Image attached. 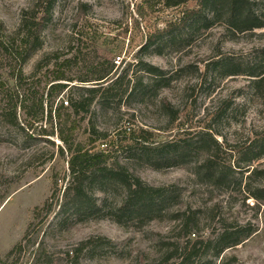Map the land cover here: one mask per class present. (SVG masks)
<instances>
[{"label": "rangeland", "instance_id": "rangeland-1", "mask_svg": "<svg viewBox=\"0 0 264 264\" xmlns=\"http://www.w3.org/2000/svg\"><path fill=\"white\" fill-rule=\"evenodd\" d=\"M199 1L188 0L177 8L158 6L140 18L135 10L141 0H57L42 34V48L22 67L25 83L21 88H16L12 79L19 68L16 62L0 53V261L21 241L34 220L35 208L41 209L40 225L35 228L39 231L37 244L14 255L9 264H30L39 243L44 248L42 264H69L66 253L87 240L91 244L80 255L81 264H150L160 258L159 241L182 236L163 215L137 221L118 211L125 189L117 183L95 182L85 198L93 203L92 209L73 207L69 199L63 200L69 179L66 159L59 154L62 144L43 133L51 130L45 114L35 109L26 116L17 109V121L24 132L4 120L3 110L9 101L19 104L24 100L23 106L30 108L31 93L38 97L46 94V71L32 73L38 61L59 52L62 57L78 56L76 76L86 74L85 67L100 61L113 64L116 76L126 73L121 84L103 95L102 103L101 99L95 101L89 112L76 117L80 124L76 142L91 149L90 140L103 135L94 146L106 149L108 163L119 162L125 176H138L150 187L177 189L180 207L200 212L196 230L201 238L218 231L223 218L225 223L251 224L254 233L226 250L224 259H228L226 264H264V202L255 211L251 209L253 200H243L242 186L228 190L212 186L198 167L202 153L165 167L133 151L139 143L160 147L180 139L195 140L201 132H208L221 146L217 162L231 166L237 162V152L250 142L264 141V97L252 93L249 77L224 76L213 70L223 59L244 61L264 48V27L236 31L222 9L216 20L207 19L208 27L200 21L180 28L189 10H197ZM31 2L0 0L4 36L18 28L21 12ZM250 2L264 23V0ZM167 26L171 36L167 43L143 49L149 36ZM146 65L162 70L166 83L154 84L157 80L145 72ZM68 95L69 91L61 94L55 104L68 100ZM162 98L177 113L172 123L161 108ZM252 166L264 169V157ZM214 206L221 210L212 219L208 210ZM213 263L219 264V260Z\"/></svg>", "mask_w": 264, "mask_h": 264}, {"label": "trees", "instance_id": "trees-1", "mask_svg": "<svg viewBox=\"0 0 264 264\" xmlns=\"http://www.w3.org/2000/svg\"><path fill=\"white\" fill-rule=\"evenodd\" d=\"M57 0H32L31 5L21 12L18 28L9 36H4L5 28L0 23V53L5 59H12L19 67L17 74L12 76L16 88L24 85L22 77V67L27 61L42 48V34L45 31L51 17L54 5ZM188 0H141L136 6L135 13L143 18L146 11H153L158 6L162 8H177L185 6ZM250 0H200L197 10H189L185 19L181 22L180 28H184L186 23L194 25L200 21H214L218 18L220 11L225 9L230 25L236 31H253L264 27L263 18L257 15L252 8ZM208 19V20H207ZM80 35H83L79 32ZM171 39L170 26L158 30L146 40L143 49L149 47L159 48ZM13 55V58H11ZM45 59V60H44ZM35 65L32 74L40 70L44 73L47 84L46 94H30V108L23 106L24 100L18 103L9 101L4 110L3 118L7 123L24 132V127L17 121L16 111L21 109L26 116L33 110L45 114L46 120L51 125V130L43 133L48 137H56L62 144L59 154L66 159L67 174L69 183L63 192V200L69 199L73 207L92 209L93 203L89 204L85 198L92 191V185L100 182L102 185L117 183L125 189L124 198L121 200L118 211H125L127 215H132L134 220L153 219L156 215L167 217L174 225L175 229L182 235L177 240L159 241L160 258L150 264H214V260H219V264H226L228 259H224L226 250L232 249L242 244L253 233L251 224L239 225L235 222L225 223L222 219V226L216 232H211L207 237L201 238L197 229L200 212L190 208H181L179 201V191L167 187H150L146 185L138 176L129 178L125 176V170L114 162L109 164V153L106 149L94 146L103 135H99L96 140H90L91 149H86L83 144L76 142V132L80 124L76 117L81 113L90 111L95 101H103V95L110 93L126 77V73L116 76L114 65L104 62H97L85 67L86 74L76 76L75 70H79V58L77 55L62 57L59 52L47 55ZM142 63V62H141ZM145 72L153 77L154 84L164 85L166 79L162 70L146 65ZM216 72L222 71L224 76L243 75L250 78V90L255 95L264 97V48L257 49L252 56L244 61L233 59H223L216 63L213 69ZM72 83H76L71 85ZM83 85H91L84 87ZM149 88L153 83H149ZM166 87V86H162ZM101 88V90H100ZM69 91L70 96L63 102L55 104L56 99L64 92ZM101 91V92H100ZM101 93V94H100ZM30 99V98H29ZM30 101V102H31ZM161 108L168 113L170 122L177 119L174 108L164 99L161 100ZM71 112V113H70ZM92 134H96L91 126ZM137 143V142H136ZM139 143V142H138ZM54 146V142H51ZM139 148H134L136 156L143 157L146 161H158L165 167L177 165L193 155L202 153L198 161L199 169L204 178L212 186L226 188L227 190L238 184L241 189L243 200H253L252 210L259 209L264 202V169L253 168L252 162L264 157V141H252L244 149L237 152V162L231 166L221 165L217 162V155L221 146L208 132H201L195 140H177L166 142L162 146L151 147L144 143L138 144ZM65 154L68 157H65ZM58 176H54L56 185ZM50 209V206L48 207ZM49 209L45 214L48 215ZM88 210V211H89ZM216 206L208 212L212 213V219L216 217ZM214 212V213H213ZM41 209L35 208L33 211L34 220L29 224L21 241L18 242L0 261V264H9V260L16 254L21 253L26 247H34L39 231H36L37 221ZM159 217V216H158ZM180 239V240H179ZM90 240L81 242L77 249L67 252L69 264H81L80 255L90 247ZM44 255L43 244L39 243L33 251V259L30 264H42ZM234 261L235 258H230ZM229 259V260H230ZM230 260V262H232ZM13 261L10 263L12 264Z\"/></svg>", "mask_w": 264, "mask_h": 264}, {"label": "built area", "instance_id": "built-area-1", "mask_svg": "<svg viewBox=\"0 0 264 264\" xmlns=\"http://www.w3.org/2000/svg\"><path fill=\"white\" fill-rule=\"evenodd\" d=\"M63 105H65V106H66V105H67V102H66V101H64V102H63Z\"/></svg>", "mask_w": 264, "mask_h": 264}]
</instances>
